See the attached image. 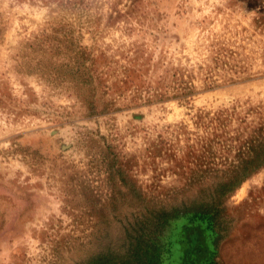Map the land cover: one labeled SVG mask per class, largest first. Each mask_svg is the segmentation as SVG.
Masks as SVG:
<instances>
[{"label": "rangeland", "instance_id": "374dc122", "mask_svg": "<svg viewBox=\"0 0 264 264\" xmlns=\"http://www.w3.org/2000/svg\"><path fill=\"white\" fill-rule=\"evenodd\" d=\"M0 264H264V0H0Z\"/></svg>", "mask_w": 264, "mask_h": 264}, {"label": "trees", "instance_id": "16d2710c", "mask_svg": "<svg viewBox=\"0 0 264 264\" xmlns=\"http://www.w3.org/2000/svg\"><path fill=\"white\" fill-rule=\"evenodd\" d=\"M204 240H205V238H204ZM206 242V241H205ZM203 244H204V241H203Z\"/></svg>", "mask_w": 264, "mask_h": 264}]
</instances>
